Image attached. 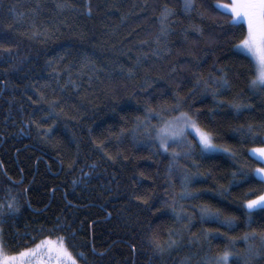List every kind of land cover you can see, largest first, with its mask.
Instances as JSON below:
<instances>
[{
    "label": "trees",
    "instance_id": "1",
    "mask_svg": "<svg viewBox=\"0 0 264 264\" xmlns=\"http://www.w3.org/2000/svg\"><path fill=\"white\" fill-rule=\"evenodd\" d=\"M228 1L197 0L198 10L185 13L183 0H0V200L11 189L20 207L0 224L6 253L56 241L78 264H84L81 251L88 264H202L234 238L237 255L230 264H264V213L254 214L250 226L241 215L243 200L264 192V182L254 175L264 162L251 153L264 147V90L249 88L253 65L233 48L246 25L234 35L221 27L231 15L214 5ZM165 6L175 14L162 20ZM220 68L231 87L214 100L192 73L207 79ZM41 93L45 101L33 103ZM234 99L251 107L237 112L229 105ZM51 100L60 101L59 115L41 121L39 129L29 123L46 116L39 109L47 110ZM146 102L155 111L137 128ZM180 112L194 113L214 142L235 154L180 161L193 176V196L178 200L191 215L187 229L182 225L188 222L166 208L181 191L180 174L168 177L169 156L147 134ZM249 125L256 135L247 134ZM49 126L53 130L45 135ZM240 171L247 179L238 175L230 183ZM221 188L227 189L223 195ZM205 204L236 215V226L202 222L199 207ZM57 217L71 223L75 237L48 231ZM216 228L227 235L203 238L204 230ZM170 229H181L182 239L154 252L149 237L157 234L163 243ZM253 230L256 238L245 241ZM85 241L105 255L81 247Z\"/></svg>",
    "mask_w": 264,
    "mask_h": 264
},
{
    "label": "snow or ice",
    "instance_id": "2",
    "mask_svg": "<svg viewBox=\"0 0 264 264\" xmlns=\"http://www.w3.org/2000/svg\"><path fill=\"white\" fill-rule=\"evenodd\" d=\"M62 5H57V7H61ZM88 12H91V7L88 3L85 4ZM217 10L223 11L225 13H230L231 20L227 22L226 25H221L222 28L227 33L235 34L237 30L243 29L244 25L247 26V32L243 35L242 39H239L237 43L233 45L235 50H238L241 58L249 59L253 65L254 75L249 80V88L250 89H260L264 90V0H232L230 4H220L217 3L214 5ZM182 9L185 13H190L192 11L198 10L197 0H183ZM175 12L173 9L164 7L162 11V20H166L169 16L174 15ZM243 21V23H241ZM199 31V29H196ZM165 32L164 28H161V35ZM160 37H157V42H159ZM142 43H147V41H142ZM147 55V54H146ZM62 59V58H61ZM51 61L49 64L51 65ZM196 66L199 67V61H197ZM55 71V69H54ZM219 75H213L209 73L207 79L201 76L198 72H193L192 75L196 77V83L200 84L203 82L205 92H211L213 99L215 100L217 96L221 95L223 91L228 90L231 87L230 81L228 79V74L225 69L220 68ZM68 83L74 84V81L69 80ZM32 98L29 97V100ZM45 97L43 94H40V98L38 101H32L33 103L44 102ZM48 104L47 110L39 109V111H46V116L40 117L38 119H31L29 123L35 124L39 129L42 124L41 121L47 122V119L52 118L54 115H59L56 112V108L59 106V100H51L46 101ZM230 107L235 109L237 112H240L242 109L250 108V105H246L236 99L229 102ZM180 100L177 99V103L174 106L173 110H179ZM155 110L151 107H145V117L141 120L137 117V128L146 125V123L150 122V118ZM35 116V113L32 114ZM158 116L159 113H156ZM154 130V135L152 132H147V128L145 131L147 132L149 138H151L154 142H158V148L162 150L163 153H167L169 156V162L167 166V175L170 178L177 172L180 174V185L181 191L176 193L172 197V203L167 204L166 208L170 209L171 212L176 216V219L186 220L188 223L183 224L182 228L187 229L191 225V215L187 214L183 205L178 206V200H183L188 198L189 196H193V193L189 190L188 185L191 183L193 176L188 172L187 168L180 163L182 159H190L195 155H198L200 158H208L211 154L216 152H225L230 155H235L230 152V150L226 147L222 148L214 142V138L212 133L201 126L199 120L196 118L195 114H190L188 112H180L179 116L173 118L172 121H165L162 126H152ZM52 126H49L45 132V135L52 131ZM240 130L244 131V126H240ZM123 132V130H121ZM134 133L136 129L132 130ZM248 135H256L253 132L252 126L249 125L247 128ZM191 137V139H189ZM175 145V147H172ZM99 147V146H98ZM177 148L179 151H177ZM252 155L256 156L257 159L264 162V147L254 148L251 150ZM107 155V154H106ZM112 159V157H108ZM195 163V162H194ZM2 167V166H0ZM95 167V164L92 165ZM23 170H21L22 172ZM87 175V174H85ZM240 176L242 180L247 179V173L233 172L232 177L233 180L230 183H236V177ZM254 175L258 176L262 182H264V167L256 168L254 170ZM11 180V177H9ZM22 182L15 181V184H19ZM75 183V181L73 182ZM24 193H27L28 189L25 188ZM227 192V189L221 188L219 190V194L223 195ZM136 199H142V197L137 196ZM143 203L147 204V200H143ZM241 208L243 215L246 219V222L249 223L252 221V217L257 212L264 213V192L255 195V198L245 199L241 204ZM20 211L19 203L16 196L12 195L11 189L7 190L5 199L0 200V224L4 222V219L7 216H14L16 213ZM156 211H162V209H156ZM199 214L201 221H209L212 223H217L220 226L226 229H232L236 226V222L238 217L236 215H225L224 210L221 207H215L210 205H201L199 207ZM38 232H44L45 228L42 225ZM48 231H58L70 233L72 237H75L76 232L72 229L71 223L65 224L62 222L60 217H57L55 223L53 224L51 229ZM220 235L226 236V233H221L219 228L215 230H204L202 232V236L205 240H207L210 236ZM175 236L176 239L172 237ZM257 233L253 230L251 233H245L243 239L248 241L249 239H255ZM168 240L161 243L159 235L153 234L149 237L148 242L151 245L154 252L163 253L167 249H171L176 246L179 241L182 239L181 229H170L168 232ZM259 237L261 240L262 246H264V232L259 233ZM33 241L36 239L35 237L31 238ZM61 241L64 240L63 237L60 238ZM234 238H229V244L225 246L222 251H218L215 255L206 256L202 264H230V261L234 259L237 255L231 247V240ZM44 241L35 245L36 249H40L44 244ZM7 243L4 239L3 229L0 228V264H17V256H9L6 254ZM81 247L89 249L93 254L104 256L105 252L97 253L95 244L90 241H85ZM129 247L132 249L133 253L135 252V245L130 244ZM33 249L26 248L24 251H21L18 255L19 257H24L28 253L33 252ZM107 251V250H106ZM77 255L84 261V264H88V257L85 252L81 251L77 253ZM247 256L252 255V246H248ZM255 255H260V250L258 249ZM59 256L61 258L62 264H77V260L73 258L72 253H70L66 247L61 244L59 248Z\"/></svg>",
    "mask_w": 264,
    "mask_h": 264
},
{
    "label": "rangeland",
    "instance_id": "3",
    "mask_svg": "<svg viewBox=\"0 0 264 264\" xmlns=\"http://www.w3.org/2000/svg\"><path fill=\"white\" fill-rule=\"evenodd\" d=\"M231 2H232V0H229L228 2H218V3H220V4H230ZM241 22H243V21H241ZM173 118H175V117H173ZM173 118L168 119L166 121H172ZM222 148H224V147H222ZM258 168H260V167H258ZM60 247H61V243H59V242L46 241L41 246L40 249H36L35 246L30 248V249H33L34 251L31 252V253H28L24 257H19V255H18L19 253L13 254V255L8 254V253H6V254L9 255V256H17V264H38V261H42L43 264H62L61 258L59 256V248ZM40 264H42V263H40Z\"/></svg>",
    "mask_w": 264,
    "mask_h": 264
}]
</instances>
